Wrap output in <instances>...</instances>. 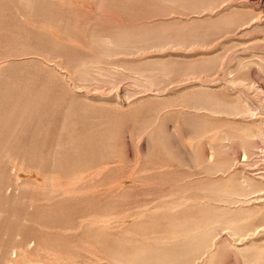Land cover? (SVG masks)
Returning <instances> with one entry per match:
<instances>
[{"label":"rangeland","instance_id":"rangeland-1","mask_svg":"<svg viewBox=\"0 0 264 264\" xmlns=\"http://www.w3.org/2000/svg\"><path fill=\"white\" fill-rule=\"evenodd\" d=\"M251 4L0 0V264H264Z\"/></svg>","mask_w":264,"mask_h":264},{"label":"bare ground","instance_id":"bare-ground-1","mask_svg":"<svg viewBox=\"0 0 264 264\" xmlns=\"http://www.w3.org/2000/svg\"><path fill=\"white\" fill-rule=\"evenodd\" d=\"M253 6H257L259 12L258 13H263L264 14V0H249ZM251 8V7H250ZM256 10V9H255ZM259 19V18H258ZM261 84V83H260ZM263 86V85H262ZM260 88V87H259ZM263 89V88H262ZM246 105V104H245ZM250 109V108H248ZM251 110V109H250ZM256 110V109H255ZM263 154V153H262ZM245 159V158H244ZM259 159V158H258ZM239 160V159H238ZM262 173V172H261ZM264 174V173H263ZM244 183V182H243ZM246 184V183H245ZM242 198V197H241ZM240 198V199H241Z\"/></svg>","mask_w":264,"mask_h":264}]
</instances>
